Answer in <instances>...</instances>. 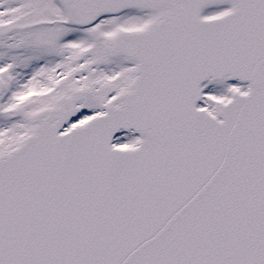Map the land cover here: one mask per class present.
Masks as SVG:
<instances>
[{
    "label": "snow or ice",
    "instance_id": "snow-or-ice-1",
    "mask_svg": "<svg viewBox=\"0 0 264 264\" xmlns=\"http://www.w3.org/2000/svg\"><path fill=\"white\" fill-rule=\"evenodd\" d=\"M0 264H264V0H0Z\"/></svg>",
    "mask_w": 264,
    "mask_h": 264
}]
</instances>
